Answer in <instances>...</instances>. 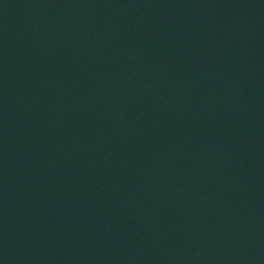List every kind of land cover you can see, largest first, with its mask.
I'll list each match as a JSON object with an SVG mask.
<instances>
[{
    "label": "water",
    "instance_id": "1",
    "mask_svg": "<svg viewBox=\"0 0 264 264\" xmlns=\"http://www.w3.org/2000/svg\"><path fill=\"white\" fill-rule=\"evenodd\" d=\"M0 264H264V0H0Z\"/></svg>",
    "mask_w": 264,
    "mask_h": 264
}]
</instances>
